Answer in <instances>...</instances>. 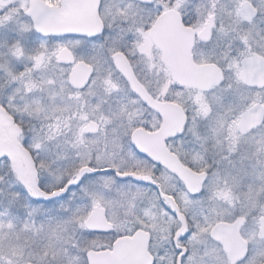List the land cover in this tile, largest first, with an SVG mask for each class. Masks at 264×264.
Instances as JSON below:
<instances>
[{"label":"snow or ice","instance_id":"obj_1","mask_svg":"<svg viewBox=\"0 0 264 264\" xmlns=\"http://www.w3.org/2000/svg\"><path fill=\"white\" fill-rule=\"evenodd\" d=\"M0 264H264V0H0Z\"/></svg>","mask_w":264,"mask_h":264}]
</instances>
